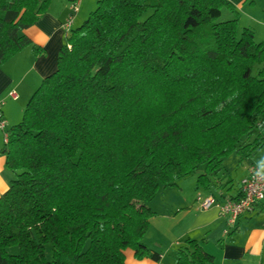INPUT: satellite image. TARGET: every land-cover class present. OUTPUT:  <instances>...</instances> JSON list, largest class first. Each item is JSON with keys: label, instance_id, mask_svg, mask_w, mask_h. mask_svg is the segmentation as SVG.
I'll use <instances>...</instances> for the list:
<instances>
[{"label": "trees", "instance_id": "trees-1", "mask_svg": "<svg viewBox=\"0 0 264 264\" xmlns=\"http://www.w3.org/2000/svg\"><path fill=\"white\" fill-rule=\"evenodd\" d=\"M51 1L0 0V66L32 44L22 31ZM95 7L7 143L0 131L15 175L0 196V264H124L127 249L158 260L144 237L160 188L203 167L207 189L245 138L264 146V41L238 31L229 0ZM203 248L188 239L175 264H215Z\"/></svg>", "mask_w": 264, "mask_h": 264}, {"label": "crops", "instance_id": "crops-1", "mask_svg": "<svg viewBox=\"0 0 264 264\" xmlns=\"http://www.w3.org/2000/svg\"><path fill=\"white\" fill-rule=\"evenodd\" d=\"M98 0H79L78 9L72 8V0H52L48 10L36 23L22 31L31 40L9 61L0 66V102L3 103L7 126L19 123L23 118L28 99L42 81L57 69L61 46L67 29L79 27ZM240 15L238 31L249 28L254 31L257 42L264 41V0H229ZM69 23V28L66 24ZM35 48L41 51L35 53ZM15 93V97L11 93ZM0 132V150L3 146ZM255 136L245 138L239 151L223 158L217 170L208 175L209 188H197V174L180 179L176 186L160 188L157 196L147 205L155 215L144 243L150 251L159 254V259L150 257L136 259L134 252H124V264H175L176 251L188 239L203 242V249L215 258V264H264V212L257 210L237 220L235 225L220 214L219 207L205 209L198 196H213L219 203L229 197H237L240 181L254 167L264 170V146L251 151L247 147ZM5 165V156L0 153V196L9 189L15 176Z\"/></svg>", "mask_w": 264, "mask_h": 264}, {"label": "built area", "instance_id": "built-area-1", "mask_svg": "<svg viewBox=\"0 0 264 264\" xmlns=\"http://www.w3.org/2000/svg\"><path fill=\"white\" fill-rule=\"evenodd\" d=\"M74 10H77L79 0H72ZM69 28V23L66 24ZM69 29H67L68 31ZM11 96L15 97L12 92ZM3 103L0 102V131L4 133V141L7 143L8 132L6 131L7 122L2 114ZM239 194L237 197H229L224 199L223 202L219 201L209 195L206 197L198 196L203 208L219 207L220 214L228 219V222L235 225L237 220L247 214H253L257 210L264 212V170L258 167L252 168L249 174L244 177L240 182Z\"/></svg>", "mask_w": 264, "mask_h": 264}, {"label": "rangeland", "instance_id": "rangeland-1", "mask_svg": "<svg viewBox=\"0 0 264 264\" xmlns=\"http://www.w3.org/2000/svg\"><path fill=\"white\" fill-rule=\"evenodd\" d=\"M224 18H228V16L227 15H225L224 16ZM260 42V41H259ZM258 68V67H257ZM258 69H260V67L258 68ZM257 71V70H256ZM254 136V135H253ZM150 203V202H149ZM8 251H9V253L10 254H18V247H12V248H9L8 249ZM51 254V248L50 247H48V257L50 258V255Z\"/></svg>", "mask_w": 264, "mask_h": 264}]
</instances>
